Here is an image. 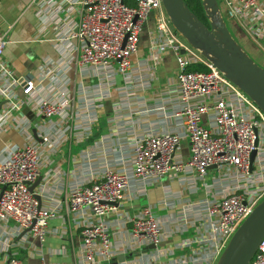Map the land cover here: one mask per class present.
Here are the masks:
<instances>
[{"label": "built area", "instance_id": "1", "mask_svg": "<svg viewBox=\"0 0 264 264\" xmlns=\"http://www.w3.org/2000/svg\"><path fill=\"white\" fill-rule=\"evenodd\" d=\"M133 1L129 7L122 0H31L36 38L48 36L56 54L55 60L39 64L35 79L18 81L3 58L7 39L0 33V132L12 131L22 141L1 151L0 223L12 222L15 231H27L39 243L44 240L47 221L58 208L41 207L29 187L39 180L43 161L70 140L84 143L91 135L94 121L102 117L101 103L113 88L126 103L133 83L131 57L149 22L147 74H153L162 55L173 56L170 117L180 122V130H151L133 138L128 164L104 165L86 182L70 186L65 213L87 215L78 232L76 264H108L125 250L156 248L162 223L149 208L124 217L129 224L124 246L111 241L108 217H118V206L169 173L186 182L189 173L214 194L211 201L185 205L181 217L191 208L203 211L197 215L194 235L180 245L186 253L170 264H216L233 233L264 198V113L199 51L177 38L161 0ZM220 4L222 21L235 22L254 41L264 37V0ZM192 64L207 71L187 72ZM90 78L92 82L86 83ZM182 139L187 140L188 155L179 160L174 155ZM82 152L87 164L89 155ZM194 182H188V190L194 189ZM5 264L22 263L10 254ZM248 264H264V235Z\"/></svg>", "mask_w": 264, "mask_h": 264}, {"label": "crops", "instance_id": "2", "mask_svg": "<svg viewBox=\"0 0 264 264\" xmlns=\"http://www.w3.org/2000/svg\"><path fill=\"white\" fill-rule=\"evenodd\" d=\"M30 2L0 0V33H4L7 39L3 58L18 81L35 79L39 64L44 60H55L56 57L48 36L36 38ZM220 15L223 18V13ZM224 22L234 43L253 64L263 69L264 37L254 41L235 22ZM146 27L140 35L137 52L131 57L133 83L126 103H121L113 88L110 98L101 103L102 117L94 121L91 135L84 143L70 140L39 167V182L33 193L41 207L58 208L57 215L47 221L48 234L39 243L29 233L15 231L12 222L0 223V264H5L10 254L22 264H39L41 261L44 264H76L80 244L78 232L87 215L70 216L65 213L64 200L70 186L86 182L88 175H95L104 165L122 167L128 164L133 138L144 136L151 130H180V122L170 117L174 109L172 98L175 92L173 79L176 64L170 53L164 54L159 58L153 74H147L148 31L151 23L148 22ZM68 77L71 89L74 72L72 74L71 71ZM85 82L90 83L92 79H85ZM119 83V78H116V85ZM16 93H19V89H16ZM126 104L127 108L123 107ZM22 114H27V110L23 109ZM3 134L20 141L18 144L2 145L0 155L5 147L19 146L22 142L12 131L0 132V136ZM187 148V140L182 139L174 157L186 159ZM88 149L90 151L87 152ZM82 151L89 155L87 164L80 157ZM187 175V182L184 178H175L172 173L163 176L143 191L137 190L134 197L118 206V217L115 214L108 217L111 241L121 246L127 242L129 229L124 217H133L147 207L162 223V237L156 248L146 246L133 251L125 250L108 264H170L186 253V249L180 245L194 235V227L198 224L197 215L203 209L191 208L189 213H184L185 217H181L182 210L186 211L184 208L188 203L211 201L214 197L210 188H203L202 183L196 181L193 175ZM207 176L205 183L208 184L210 173ZM189 181H195L194 189H187Z\"/></svg>", "mask_w": 264, "mask_h": 264}, {"label": "water", "instance_id": "3", "mask_svg": "<svg viewBox=\"0 0 264 264\" xmlns=\"http://www.w3.org/2000/svg\"><path fill=\"white\" fill-rule=\"evenodd\" d=\"M161 5L174 32L203 57L208 54L214 59L209 60L213 66L264 113V69L253 64L231 39L215 0H201L208 28L196 19L182 0H161ZM253 155L254 152L249 157V170ZM38 182L31 185L29 191ZM263 235L264 198L233 233L216 264H248Z\"/></svg>", "mask_w": 264, "mask_h": 264}, {"label": "trees", "instance_id": "4", "mask_svg": "<svg viewBox=\"0 0 264 264\" xmlns=\"http://www.w3.org/2000/svg\"><path fill=\"white\" fill-rule=\"evenodd\" d=\"M187 9L196 17V19L204 25L206 28L209 27V22L205 16L201 0H182ZM123 4L129 7L133 6V0H122ZM264 69V65H263ZM187 72H206L207 69L200 64H192L186 68Z\"/></svg>", "mask_w": 264, "mask_h": 264}, {"label": "rangeland", "instance_id": "5", "mask_svg": "<svg viewBox=\"0 0 264 264\" xmlns=\"http://www.w3.org/2000/svg\"><path fill=\"white\" fill-rule=\"evenodd\" d=\"M221 1H222V0H215V2H216V4H217L218 8H220V12H222V11H221V4H220ZM224 21H225V20H224ZM224 21H223V22H224ZM224 23H225V22H224ZM168 24H169V23H168ZM169 27H170V29L172 30V32L175 33L174 30L172 29V27H171L170 24H169ZM175 35L177 36V38L180 39V41L184 42L183 39H182L178 34L175 33ZM199 53H200V52H199ZM200 54H201V56H202V53H200ZM202 59H203L204 61L208 62V63L210 62L209 59H206V58L203 57V56H202ZM19 141H20V140H18L17 138H15V137H13V136H8V135H4V134H3V135L0 136V147H2V145H4V144H14V143H17V144H18Z\"/></svg>", "mask_w": 264, "mask_h": 264}, {"label": "bare ground", "instance_id": "6", "mask_svg": "<svg viewBox=\"0 0 264 264\" xmlns=\"http://www.w3.org/2000/svg\"><path fill=\"white\" fill-rule=\"evenodd\" d=\"M207 57V59H209L210 61H213L214 59H212L208 54H205Z\"/></svg>", "mask_w": 264, "mask_h": 264}]
</instances>
